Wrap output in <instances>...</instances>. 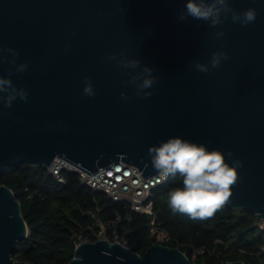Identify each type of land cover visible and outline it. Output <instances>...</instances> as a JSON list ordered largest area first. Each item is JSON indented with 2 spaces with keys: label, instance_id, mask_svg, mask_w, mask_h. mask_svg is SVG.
Instances as JSON below:
<instances>
[{
  "label": "water",
  "instance_id": "95a60500",
  "mask_svg": "<svg viewBox=\"0 0 264 264\" xmlns=\"http://www.w3.org/2000/svg\"><path fill=\"white\" fill-rule=\"evenodd\" d=\"M187 0H0V48L19 52L9 68L27 102L0 101V176L26 164L47 169L56 158L92 174L122 162L144 179L157 175L150 146L182 137L241 162L239 182L225 205L264 218V0H229L237 13L255 8L244 27L231 17L217 27L178 20ZM217 32L224 36L217 38ZM213 52L228 59L209 73ZM120 53L153 68L157 83L141 99L117 66ZM8 59L11 55L4 53ZM117 60H109V56ZM96 95H83L85 78ZM124 93L127 99L121 98ZM228 152L232 153L228 157ZM28 230L13 193L0 185V264ZM68 264H195L175 248L153 243L142 255L107 240L81 243ZM222 264H244L242 261Z\"/></svg>",
  "mask_w": 264,
  "mask_h": 264
},
{
  "label": "trees",
  "instance_id": "16d2710c",
  "mask_svg": "<svg viewBox=\"0 0 264 264\" xmlns=\"http://www.w3.org/2000/svg\"><path fill=\"white\" fill-rule=\"evenodd\" d=\"M63 176L65 181L60 184L43 167H29L26 164L8 168L0 176V185L10 189L19 202L20 213L28 230L26 238L18 242L16 252L11 254L14 261L68 264L73 256L74 235L90 224L88 218L81 216V211L95 212L107 227L113 219V211L122 212L119 204L81 186L75 174L64 172ZM182 186L179 175L170 176L153 195L157 221L173 239L167 247L177 248L195 264L234 261L264 264V231L257 227L252 213L224 206L206 220L173 214L167 203L168 193ZM147 222L144 215L131 214V221L122 225V229H130L126 242L134 243L133 252L139 255L154 243L148 235ZM187 246H205L208 251L214 249V254L193 257Z\"/></svg>",
  "mask_w": 264,
  "mask_h": 264
},
{
  "label": "clouds",
  "instance_id": "9594fccd",
  "mask_svg": "<svg viewBox=\"0 0 264 264\" xmlns=\"http://www.w3.org/2000/svg\"><path fill=\"white\" fill-rule=\"evenodd\" d=\"M231 17L233 23L248 26L257 19L255 8H249L244 12L237 13L230 6L229 0H187L184 9L178 14V20L186 21L189 17L196 21H203L209 27H217ZM216 37L224 36V32H217ZM4 53L11 55L8 59ZM19 52L12 48H0V62H6L15 67L16 73L24 72L28 65L26 63L16 65ZM109 60H117L116 56H109ZM228 59L227 53L213 52L208 65L196 63L195 68L203 73H209L217 68L221 60ZM118 67L124 69H140L135 75L126 73L129 80L125 84H134L137 88L136 95L141 99L151 97L153 88L158 82L153 75V68L143 66L137 59H126L124 53H120L117 62ZM14 75L11 68L7 77L0 76V101L4 107L11 108L13 103L19 99L27 102L28 93L22 88H17L11 79ZM83 95L94 97L96 95L90 78H85ZM122 99H127L121 93ZM148 156L151 166L157 174V182L167 180L170 176L179 175L183 186L175 188L168 193V207L173 214H183L193 220H206L212 218L218 211L222 210L233 196V187L239 182L238 168L241 162L235 160L230 166L225 154L219 149L209 148L205 144H198L182 137H169L158 145L150 146ZM228 157L232 156L228 152Z\"/></svg>",
  "mask_w": 264,
  "mask_h": 264
},
{
  "label": "built area",
  "instance_id": "2783aa9c",
  "mask_svg": "<svg viewBox=\"0 0 264 264\" xmlns=\"http://www.w3.org/2000/svg\"><path fill=\"white\" fill-rule=\"evenodd\" d=\"M46 170L52 179L60 184L65 181L64 172L75 174L81 186L86 187L92 193H101L106 199L119 204L122 210V212L120 210L113 211V219L108 227L102 223L95 212L81 211V216L88 218L90 224L86 228L80 229L77 235H74V248L81 243L107 240L133 251L134 243L128 244L126 242L130 229L127 227L122 229L124 222L129 223L131 221V214L144 215L148 219L147 231L154 243L167 246L173 241L169 233L157 221L153 209L154 191L166 184L167 180L157 182V175L144 179L137 168L122 162L99 168L96 172L89 174L63 159L56 158ZM256 225L264 231V218L256 220ZM176 245L178 246L177 243ZM187 247L193 257L204 254L212 256L214 254V249L208 251L205 246Z\"/></svg>",
  "mask_w": 264,
  "mask_h": 264
},
{
  "label": "rangeland",
  "instance_id": "374dc122",
  "mask_svg": "<svg viewBox=\"0 0 264 264\" xmlns=\"http://www.w3.org/2000/svg\"><path fill=\"white\" fill-rule=\"evenodd\" d=\"M200 259H201L202 261L204 260V258H203V257H201Z\"/></svg>",
  "mask_w": 264,
  "mask_h": 264
}]
</instances>
